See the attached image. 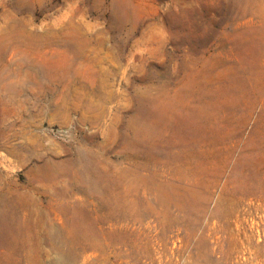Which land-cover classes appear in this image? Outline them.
<instances>
[{
	"label": "rangeland",
	"instance_id": "obj_1",
	"mask_svg": "<svg viewBox=\"0 0 264 264\" xmlns=\"http://www.w3.org/2000/svg\"><path fill=\"white\" fill-rule=\"evenodd\" d=\"M0 264H264V0H0Z\"/></svg>",
	"mask_w": 264,
	"mask_h": 264
}]
</instances>
